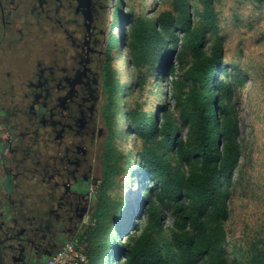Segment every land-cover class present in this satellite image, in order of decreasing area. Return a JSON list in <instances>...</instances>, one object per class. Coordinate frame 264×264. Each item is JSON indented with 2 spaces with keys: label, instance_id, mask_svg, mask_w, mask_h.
I'll use <instances>...</instances> for the list:
<instances>
[{
  "label": "flooded vegetation",
  "instance_id": "flooded-vegetation-1",
  "mask_svg": "<svg viewBox=\"0 0 264 264\" xmlns=\"http://www.w3.org/2000/svg\"><path fill=\"white\" fill-rule=\"evenodd\" d=\"M116 12V0H0L1 264H46L97 225Z\"/></svg>",
  "mask_w": 264,
  "mask_h": 264
},
{
  "label": "trees",
  "instance_id": "trees-1",
  "mask_svg": "<svg viewBox=\"0 0 264 264\" xmlns=\"http://www.w3.org/2000/svg\"><path fill=\"white\" fill-rule=\"evenodd\" d=\"M122 2L116 0L115 21ZM200 3L201 10L195 8L199 14L195 22L189 15L190 0H173V9L160 11L152 20L138 17L132 21L130 61L141 72L151 61L160 60L161 77L170 85L180 123L173 121L167 104L162 108L161 125L150 123L151 118L137 109L126 111L124 122L142 141L143 169L146 180L152 181V194L134 208L133 217L139 209L144 211L142 228L137 234L135 231L127 235L122 244L118 241L122 230L107 235L106 202L102 201L96 227L85 240L75 244L86 255L88 264H98L96 259L101 255H104L102 264H115L112 259L120 254L124 256L123 264H228L222 246L223 223L228 218L227 188L239 166L237 112L232 103L231 84L224 77L227 73L222 62L221 37L208 53L202 50L207 35L217 28L213 0H200ZM132 15L130 11L126 17L130 20ZM177 40L181 41L178 47ZM114 44L112 38L111 46ZM186 54L192 59L181 74L182 80L171 79L175 76L173 55L180 67ZM114 84L113 91L117 92L115 80ZM121 106L124 111V105ZM112 172L108 168L106 178ZM164 212L172 219L171 227H167L169 235L164 233L166 227L160 216ZM97 231L102 236L97 248L92 249Z\"/></svg>",
  "mask_w": 264,
  "mask_h": 264
},
{
  "label": "rangeland",
  "instance_id": "rangeland-1",
  "mask_svg": "<svg viewBox=\"0 0 264 264\" xmlns=\"http://www.w3.org/2000/svg\"><path fill=\"white\" fill-rule=\"evenodd\" d=\"M122 1L117 21L112 18L109 33L115 43L111 46L112 71L117 85L113 98L116 107L112 108L114 130L111 140L98 146L99 160L96 164L102 179L106 178L108 168L113 169L105 183L103 181L102 201L106 202L107 210L104 223L109 226V236L122 230L118 237L120 244L126 241L127 235L135 231L137 234L142 228L144 211L139 209L137 216L133 217L134 208L139 201L145 202L146 197L152 194L153 186L152 181L145 178L142 141L124 122L126 111L137 109L151 118L150 123L161 125L162 108L167 104L173 121L180 123L179 109L174 107L170 85L161 77L163 64L158 62L160 60L151 61L139 72L129 56V28L132 21L138 17L152 20L160 11L173 9V0ZM213 3L218 18L217 28L207 35L202 50L208 53L210 46L221 37L224 49L222 62L227 73L224 77L231 84L240 146L239 166L227 188L228 218L223 223L225 241L222 246L228 264H264V2L213 0ZM106 4L102 25L107 30L111 14ZM195 8L201 10L200 0H190L189 15L194 22L199 19ZM130 11L133 15L129 20L126 15ZM175 43L178 47L181 41ZM174 55L175 76L171 79L182 80L181 74L192 58L184 55L179 67ZM121 105H124V111ZM181 136H186L185 128ZM108 160L110 163H107ZM160 216L166 227L164 233L169 235L167 227H171L172 219L166 212ZM101 236L97 231L94 246L90 248H97ZM83 246L86 247V244L83 243ZM103 259L104 255H101L96 263L102 264ZM112 261L123 264L124 256H114Z\"/></svg>",
  "mask_w": 264,
  "mask_h": 264
},
{
  "label": "built area",
  "instance_id": "built-area-1",
  "mask_svg": "<svg viewBox=\"0 0 264 264\" xmlns=\"http://www.w3.org/2000/svg\"><path fill=\"white\" fill-rule=\"evenodd\" d=\"M46 264H88L86 255L74 243H65Z\"/></svg>",
  "mask_w": 264,
  "mask_h": 264
},
{
  "label": "water",
  "instance_id": "water-1",
  "mask_svg": "<svg viewBox=\"0 0 264 264\" xmlns=\"http://www.w3.org/2000/svg\"><path fill=\"white\" fill-rule=\"evenodd\" d=\"M0 264H1V259H0Z\"/></svg>",
  "mask_w": 264,
  "mask_h": 264
}]
</instances>
